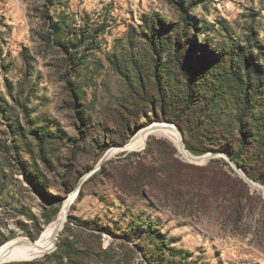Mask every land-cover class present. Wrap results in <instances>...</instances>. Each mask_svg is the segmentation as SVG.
<instances>
[{
	"label": "rangeland",
	"instance_id": "1",
	"mask_svg": "<svg viewBox=\"0 0 264 264\" xmlns=\"http://www.w3.org/2000/svg\"><path fill=\"white\" fill-rule=\"evenodd\" d=\"M163 122L224 156L149 135L100 164ZM226 156L264 188V0H0V248L76 192L55 249L4 264H264Z\"/></svg>",
	"mask_w": 264,
	"mask_h": 264
},
{
	"label": "bare ground",
	"instance_id": "2",
	"mask_svg": "<svg viewBox=\"0 0 264 264\" xmlns=\"http://www.w3.org/2000/svg\"><path fill=\"white\" fill-rule=\"evenodd\" d=\"M177 128L166 122L154 124L151 129L140 130L137 135L129 141L124 149H112L109 151V158L116 155L121 151H133L141 150L145 147L149 135H153L159 138L165 137L171 140L179 149V151L184 155L189 161H197L200 163H205L206 156L196 157L190 154L186 149L182 148L180 132L176 130ZM219 156H224L223 151L218 152ZM255 187H259L254 183ZM76 194L73 193L66 199L60 208L57 218L48 224L46 228L41 233L39 239L34 240L32 244L30 240L26 238H15L7 242L0 248V263L9 262H21L40 258L45 254L52 252L55 249L56 239L64 224L66 222V217L68 215L71 204L75 201Z\"/></svg>",
	"mask_w": 264,
	"mask_h": 264
},
{
	"label": "water",
	"instance_id": "3",
	"mask_svg": "<svg viewBox=\"0 0 264 264\" xmlns=\"http://www.w3.org/2000/svg\"><path fill=\"white\" fill-rule=\"evenodd\" d=\"M166 123H168V124H170V125H173V126L176 127L177 130L180 132L182 148L185 149L184 142H183V135H182V132H181L180 128H179L178 126H176L175 124L171 123V122H166ZM126 144H127V143H126ZM126 144H124V145H119V146H117V148H119V149H124V147L126 146ZM108 156H109V152H107V153L104 155V157L102 158L100 164H102V163H104L105 161H107V160L109 159ZM217 157H219L218 151H212V152L209 153L208 156L205 158V159H206L205 161L208 162V161H210L211 159H214V158H217ZM226 157H227V159L231 162V164L233 165V167L235 168V170H237V172H238L239 174H241V177L247 182V184H249L251 187H253V188H255V189H258V190H262V191H264V188L255 187V186H254V183H253V182H252V181H251V180H250V179L244 174V172L241 170V168H240L235 162L231 161L230 158H229L228 156H226ZM192 162L202 164V163L197 162V161H194V160H193ZM80 183H83V180L80 181ZM74 193H76V192H74ZM66 220H67V217H66ZM28 240H30V243H31V244H32V242L34 241V240H31V239H28ZM0 264H1V263H0Z\"/></svg>",
	"mask_w": 264,
	"mask_h": 264
},
{
	"label": "trees",
	"instance_id": "4",
	"mask_svg": "<svg viewBox=\"0 0 264 264\" xmlns=\"http://www.w3.org/2000/svg\"><path fill=\"white\" fill-rule=\"evenodd\" d=\"M186 148H187L190 152H192V153H194V154H205V153H207V150H203V151L196 150V149L190 148L188 145H186ZM239 154H240V151H239ZM234 161H235V163H236L240 168H242V169L244 170V166L242 165L241 162H238L237 160H234ZM26 264H32V262H31V263H26Z\"/></svg>",
	"mask_w": 264,
	"mask_h": 264
}]
</instances>
